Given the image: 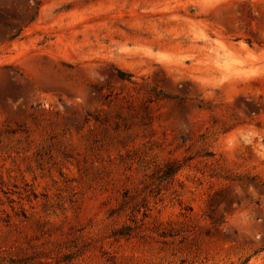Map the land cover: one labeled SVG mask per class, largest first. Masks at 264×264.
I'll return each instance as SVG.
<instances>
[{
	"label": "rangeland",
	"instance_id": "374dc122",
	"mask_svg": "<svg viewBox=\"0 0 264 264\" xmlns=\"http://www.w3.org/2000/svg\"><path fill=\"white\" fill-rule=\"evenodd\" d=\"M0 264H264V0H0Z\"/></svg>",
	"mask_w": 264,
	"mask_h": 264
},
{
	"label": "trees",
	"instance_id": "16d2710c",
	"mask_svg": "<svg viewBox=\"0 0 264 264\" xmlns=\"http://www.w3.org/2000/svg\"><path fill=\"white\" fill-rule=\"evenodd\" d=\"M36 16V12L32 15L30 21H32ZM25 26V24H21L18 26L16 32L12 35V37H16L17 35H19L23 29V27ZM121 72V71H120ZM122 73V72H121Z\"/></svg>",
	"mask_w": 264,
	"mask_h": 264
}]
</instances>
